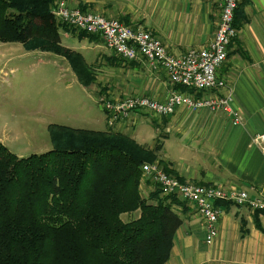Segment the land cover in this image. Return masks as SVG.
<instances>
[{"label":"crops","instance_id":"1","mask_svg":"<svg viewBox=\"0 0 264 264\" xmlns=\"http://www.w3.org/2000/svg\"><path fill=\"white\" fill-rule=\"evenodd\" d=\"M67 1L72 7L118 19L135 29H149L176 55L208 45L221 12L217 0ZM238 7L243 12L237 22L238 35L229 46L218 76L232 87L233 108L242 115V123L233 124V116L224 111H194L180 106L171 116L154 117L152 124L168 129L166 135L173 134L175 145H171V151L161 139L156 142L163 145L158 154L172 175L183 182L227 190L235 187L264 198V151L252 143L254 134L264 132V0H240ZM64 34L71 33L61 32L62 44L80 52L91 67L95 78L92 84L108 83L102 84L101 91H92L97 103L105 98L117 102L136 94L163 101L172 90H178L164 69L152 67L146 59L121 60L101 37L90 41L73 35L82 45L70 46L64 44ZM103 112L109 128L110 114ZM143 119L142 112H133L112 126L154 148L146 141L148 130L142 125ZM155 190L152 179L143 176L142 195L149 198ZM179 201L174 208L183 222L166 264H264V213L221 202L218 235L208 244L203 218L192 203Z\"/></svg>","mask_w":264,"mask_h":264},{"label":"trees","instance_id":"2","mask_svg":"<svg viewBox=\"0 0 264 264\" xmlns=\"http://www.w3.org/2000/svg\"><path fill=\"white\" fill-rule=\"evenodd\" d=\"M54 1L0 0V41L64 55L87 87L91 67L62 44L61 32L101 36L58 20ZM240 17L238 7L236 28ZM49 130L52 148L28 157L0 141V264H166L183 222L174 208L180 201L158 188L149 198L141 191L144 163L172 173L158 154L163 145L149 148L110 128ZM124 214L136 215L125 221Z\"/></svg>","mask_w":264,"mask_h":264},{"label":"built area","instance_id":"3","mask_svg":"<svg viewBox=\"0 0 264 264\" xmlns=\"http://www.w3.org/2000/svg\"><path fill=\"white\" fill-rule=\"evenodd\" d=\"M217 2L221 8L220 19L211 42L200 49L193 48L179 55L168 51L162 39L150 30L135 29L118 19L71 7L65 0L55 2L56 7L52 12L58 20L78 30L99 34L106 47L122 59H146L152 67L164 69L172 84L192 91L172 90L163 101L145 95H132L115 103L104 102V109L110 114V126L133 112L170 115L180 106L194 111H224L233 116V124H239L243 117L233 108L234 91L226 79L218 76V69L226 62L229 46L238 35L234 19L240 0ZM252 143L264 151V132L254 134ZM142 173L144 177L152 179L162 195L176 196L194 205L204 220L208 244H212L218 235L217 224L222 211L217 201L247 206L254 212L264 213V198L252 196L245 189L234 187L227 190L221 186L183 182L165 172L157 163H145Z\"/></svg>","mask_w":264,"mask_h":264},{"label":"rangeland","instance_id":"4","mask_svg":"<svg viewBox=\"0 0 264 264\" xmlns=\"http://www.w3.org/2000/svg\"><path fill=\"white\" fill-rule=\"evenodd\" d=\"M59 1H54L52 10L55 2ZM67 4L70 5L68 1ZM63 36L64 44L74 47L82 45L73 34ZM65 59L64 55L53 52L29 51L20 42L0 41V141L14 154L28 157L50 150L51 124L114 130L113 124L108 128L103 110L104 102H115L105 98L97 103L92 94V91H101L103 83H108L101 82V86L96 83L94 86L92 82L85 89L70 62ZM142 113V125L145 124L148 130V146H156L157 140L161 139L167 145V150L171 151L175 141L173 134L166 135L168 129L157 128L152 124V119L173 114ZM147 163H157L166 172L158 161ZM135 215L124 214L123 219L128 221Z\"/></svg>","mask_w":264,"mask_h":264}]
</instances>
